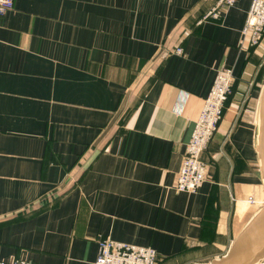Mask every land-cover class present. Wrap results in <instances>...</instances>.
<instances>
[{
  "label": "crops",
  "instance_id": "0c3cea01",
  "mask_svg": "<svg viewBox=\"0 0 264 264\" xmlns=\"http://www.w3.org/2000/svg\"><path fill=\"white\" fill-rule=\"evenodd\" d=\"M216 2L14 0L0 18V259L95 264L107 238L157 264L229 252L264 206V37L242 45L251 0L200 24ZM224 66L236 80L208 180L178 191Z\"/></svg>",
  "mask_w": 264,
  "mask_h": 264
},
{
  "label": "built area",
  "instance_id": "2783aa9c",
  "mask_svg": "<svg viewBox=\"0 0 264 264\" xmlns=\"http://www.w3.org/2000/svg\"><path fill=\"white\" fill-rule=\"evenodd\" d=\"M237 0H217L214 6L199 20V23L221 20L224 12ZM14 8V0H0V18ZM264 37V0H251L250 10L243 29L242 45L253 48ZM181 54L182 49L177 48ZM235 76L232 68L221 67L213 87L205 99L202 112L195 122L191 138L177 177L175 188L181 192H198L209 177V164L204 155L217 134L224 118L226 102L233 91ZM0 264H36L22 258L0 259ZM95 264H157V253L150 247H141L112 239L100 241Z\"/></svg>",
  "mask_w": 264,
  "mask_h": 264
},
{
  "label": "water",
  "instance_id": "95a60500",
  "mask_svg": "<svg viewBox=\"0 0 264 264\" xmlns=\"http://www.w3.org/2000/svg\"><path fill=\"white\" fill-rule=\"evenodd\" d=\"M259 156L264 176V84L260 97ZM264 261V206L237 238L229 252L209 264H260Z\"/></svg>",
  "mask_w": 264,
  "mask_h": 264
},
{
  "label": "trees",
  "instance_id": "16d2710c",
  "mask_svg": "<svg viewBox=\"0 0 264 264\" xmlns=\"http://www.w3.org/2000/svg\"><path fill=\"white\" fill-rule=\"evenodd\" d=\"M231 95H232V93L230 94L229 98L231 97ZM229 98H228V100H229ZM228 100H227V102H226V105H227V103H228ZM225 110H226V106H225ZM225 110H224V114H225ZM205 154H206V153H205ZM204 158H205V160L207 161L205 155H204ZM207 162H208V161H207Z\"/></svg>",
  "mask_w": 264,
  "mask_h": 264
},
{
  "label": "rangeland",
  "instance_id": "374dc122",
  "mask_svg": "<svg viewBox=\"0 0 264 264\" xmlns=\"http://www.w3.org/2000/svg\"><path fill=\"white\" fill-rule=\"evenodd\" d=\"M252 106V105H251Z\"/></svg>",
  "mask_w": 264,
  "mask_h": 264
}]
</instances>
